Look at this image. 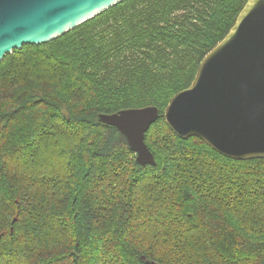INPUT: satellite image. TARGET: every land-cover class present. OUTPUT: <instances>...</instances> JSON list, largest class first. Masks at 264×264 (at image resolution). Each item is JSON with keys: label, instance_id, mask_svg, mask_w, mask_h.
I'll return each instance as SVG.
<instances>
[{"label": "trees", "instance_id": "16d2710c", "mask_svg": "<svg viewBox=\"0 0 264 264\" xmlns=\"http://www.w3.org/2000/svg\"><path fill=\"white\" fill-rule=\"evenodd\" d=\"M248 0H123L0 61V264H264V159L165 109ZM156 106L143 166L100 114Z\"/></svg>", "mask_w": 264, "mask_h": 264}, {"label": "water", "instance_id": "95a60500", "mask_svg": "<svg viewBox=\"0 0 264 264\" xmlns=\"http://www.w3.org/2000/svg\"><path fill=\"white\" fill-rule=\"evenodd\" d=\"M123 0H0V61L24 45H41ZM156 106L100 114L117 128L143 166L156 159L146 134ZM181 139L198 137L235 160L264 159V0H248L226 37L202 60L193 83L165 109Z\"/></svg>", "mask_w": 264, "mask_h": 264}]
</instances>
